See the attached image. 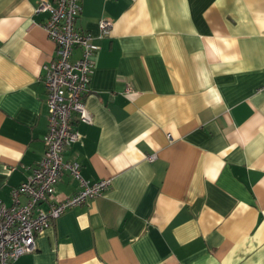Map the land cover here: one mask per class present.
Here are the masks:
<instances>
[{"label": "crops", "instance_id": "0c3cea01", "mask_svg": "<svg viewBox=\"0 0 264 264\" xmlns=\"http://www.w3.org/2000/svg\"><path fill=\"white\" fill-rule=\"evenodd\" d=\"M78 1L76 26L98 46L84 99L92 122L75 120L81 140L63 160L111 185L10 264H264V0ZM38 4L0 0L8 207L45 150L42 67L55 44ZM80 188L64 170L51 201Z\"/></svg>", "mask_w": 264, "mask_h": 264}, {"label": "built area", "instance_id": "2783aa9c", "mask_svg": "<svg viewBox=\"0 0 264 264\" xmlns=\"http://www.w3.org/2000/svg\"><path fill=\"white\" fill-rule=\"evenodd\" d=\"M40 10L49 12L42 26L55 44L54 57L42 67L48 107L45 150L26 180L12 191V205L8 207L0 200V264H10L19 256L33 252L35 236L41 230L66 210L103 194L111 185L109 179L88 182L80 173L79 162L63 160L65 149L81 140V134L74 127L75 120L92 122L84 99L98 46L91 34L76 26L80 11L78 0H54L52 4L39 0L37 11ZM98 26L103 32L111 23L102 19ZM75 48L80 49V57L72 61ZM126 91H130L129 87ZM153 158L148 156L150 160ZM64 170L70 172L81 188L73 195L52 202ZM21 197L25 202H21ZM42 203H48L47 208L41 207Z\"/></svg>", "mask_w": 264, "mask_h": 264}]
</instances>
